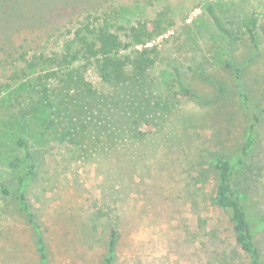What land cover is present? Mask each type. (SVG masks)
<instances>
[{
  "label": "rangeland",
  "instance_id": "rangeland-1",
  "mask_svg": "<svg viewBox=\"0 0 264 264\" xmlns=\"http://www.w3.org/2000/svg\"><path fill=\"white\" fill-rule=\"evenodd\" d=\"M83 1L0 46V264H41L35 226L13 196L20 137L31 147L27 197L52 264H105L112 231L114 264H250L213 203L212 162L239 157L251 138L237 181L264 258V0ZM209 5L238 42L215 28ZM161 13L174 25L149 45L158 59L143 86L106 84L84 61L60 62L85 25L108 21L117 31ZM222 53L246 66L241 82L218 62ZM177 70L203 102L173 94Z\"/></svg>",
  "mask_w": 264,
  "mask_h": 264
},
{
  "label": "trees",
  "instance_id": "trees-1",
  "mask_svg": "<svg viewBox=\"0 0 264 264\" xmlns=\"http://www.w3.org/2000/svg\"><path fill=\"white\" fill-rule=\"evenodd\" d=\"M83 2V0H0L1 48L11 46L15 33L42 25L46 20V15L52 9L62 7L72 9L73 6H83ZM206 13L215 28L227 39L231 42L239 41L238 33L226 27L213 5L206 7ZM168 20L166 14L161 13L153 21H139L131 27L120 26L117 31L111 30L108 21L103 25H85L75 34L77 49L74 53H66L60 62L73 64L77 61H84L85 69L87 65L93 66L98 77L106 84L130 82L143 86L158 59V47L149 45L173 28V22ZM245 29L252 48L258 51L260 44L257 19H248ZM218 62L223 64L227 70L232 71L236 79L241 82L246 66L237 64L234 58L228 57L225 53L221 54ZM176 79V88L173 91L175 96L203 102L197 90L185 83L179 70L176 71ZM79 80L82 81V77ZM44 94H47L46 89ZM240 98L243 104L247 102V96L243 92L240 93ZM72 140L70 139L71 143H76ZM17 145L23 150L24 157H14L9 163L11 170L18 173V186L13 196L21 211L26 214L29 223L35 226L36 248L40 263L52 264L40 227L34 221L32 207L27 197L28 185L36 174L28 138H18ZM253 147L254 141L249 138L239 157H216L213 160L212 167L217 180L213 203L228 214L236 243L248 257L250 264H264L262 252L256 243L257 231L253 227L254 218L248 210V193L237 181L238 175L246 170ZM4 192L8 193L5 188ZM118 239L117 232L112 231L109 236L105 264H114Z\"/></svg>",
  "mask_w": 264,
  "mask_h": 264
}]
</instances>
